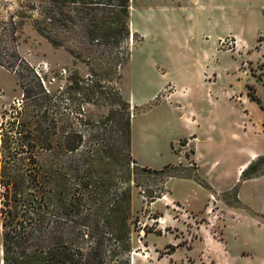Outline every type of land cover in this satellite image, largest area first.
I'll use <instances>...</instances> for the list:
<instances>
[{"label": "rangeland", "instance_id": "obj_1", "mask_svg": "<svg viewBox=\"0 0 264 264\" xmlns=\"http://www.w3.org/2000/svg\"><path fill=\"white\" fill-rule=\"evenodd\" d=\"M116 2L0 0V139L12 127L27 136L33 121L54 143L52 153L37 149L42 163L77 189L82 175L69 164L94 137L131 172L129 252L97 209L125 186L118 167L107 194L104 177L91 181L100 195L91 191L73 214H46L42 230L69 237L93 264H264V162L243 174L264 157V112L248 98L264 106V0H130L126 25L110 30ZM44 15L54 43L33 27ZM220 37L235 49H220ZM75 80L100 91L86 103ZM41 88L48 105H36ZM112 109L116 121L103 124ZM76 132L82 147L65 155L61 145ZM167 165L177 169L145 170ZM1 231L0 219V264Z\"/></svg>", "mask_w": 264, "mask_h": 264}, {"label": "trees", "instance_id": "obj_2", "mask_svg": "<svg viewBox=\"0 0 264 264\" xmlns=\"http://www.w3.org/2000/svg\"><path fill=\"white\" fill-rule=\"evenodd\" d=\"M129 2L130 0H117V14L113 15L107 24L110 30L126 25L129 16ZM91 4L100 3L92 2ZM51 18L50 15H44L41 19L33 21V27L39 35L54 43L48 32V20ZM71 83V87L74 88L73 93H82L86 103L88 96L100 91V85L97 84L83 87L79 85V81L75 80ZM39 87H41L40 84ZM41 92L42 95L35 99V102H38L36 105L50 104L52 97L44 90L42 91V88ZM248 98L256 102L264 112V106L251 92L248 93ZM117 106L123 111H128V104L121 98L117 99ZM77 110L80 113L81 109ZM116 114L117 110L112 109L102 123L107 125L116 121ZM32 123L33 121H29L22 129L27 136L21 135L12 127L9 130L11 134H2L0 139V187L4 190L0 207L2 264H93L89 255L86 256L81 250L72 248V241L69 237L65 239L54 234H46L42 227L46 214L54 210H59L60 214H73L79 203L87 198L91 191L94 195H100V192L96 190H89L91 181L104 177L103 193L107 194L117 179L114 174L116 170L111 174L108 171L115 167L120 169L119 172L125 186L115 197L113 204L104 203L97 209L100 214H104V220L112 231L110 236L116 242L122 243L124 252H129L126 226L130 209L129 163L124 162L121 155L115 154L107 147L108 145L103 143L102 139L94 137L95 144L89 150L76 154L77 159L70 161L69 164L70 168L73 167L77 173L82 175L78 184L79 189H77L76 185H70L57 169L42 163L43 160L37 155V149L52 153L54 143L50 136L42 138L40 134H36L31 126ZM123 128L124 148L128 154L130 147L128 115L125 116ZM12 134H17L18 137ZM83 138L80 132L67 136L61 145V150L65 155L79 153L84 142ZM24 147L27 148L26 151ZM262 162H264V157L250 164L243 174L258 167ZM73 163H75L74 166ZM170 169L177 168L167 165L161 170H145L161 175Z\"/></svg>", "mask_w": 264, "mask_h": 264}, {"label": "built area", "instance_id": "obj_3", "mask_svg": "<svg viewBox=\"0 0 264 264\" xmlns=\"http://www.w3.org/2000/svg\"><path fill=\"white\" fill-rule=\"evenodd\" d=\"M235 41L232 40V38L227 37L225 39H220L218 42L219 48L226 50L228 52H231L235 49ZM163 196V195H162ZM141 233H144V230L141 231Z\"/></svg>", "mask_w": 264, "mask_h": 264}, {"label": "crops", "instance_id": "obj_4", "mask_svg": "<svg viewBox=\"0 0 264 264\" xmlns=\"http://www.w3.org/2000/svg\"><path fill=\"white\" fill-rule=\"evenodd\" d=\"M221 39V37L220 38H217V45H218V42H219V40ZM168 87H170L169 85H167ZM175 94V92H171L169 95L170 96H173ZM138 162V161H137ZM139 164V163H138ZM236 225H239V224H236ZM256 239H257V237H256ZM257 241H258V239H257ZM262 246L260 247V246H257V248L256 249H254V250H257L258 252H259V250L260 251H262ZM259 249V250H258ZM260 264V263H259Z\"/></svg>", "mask_w": 264, "mask_h": 264}]
</instances>
